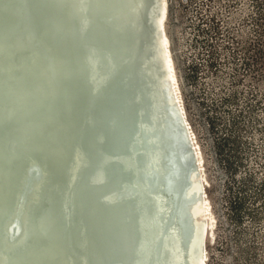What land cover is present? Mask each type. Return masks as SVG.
<instances>
[{"label": "bare ground", "instance_id": "bare-ground-1", "mask_svg": "<svg viewBox=\"0 0 264 264\" xmlns=\"http://www.w3.org/2000/svg\"><path fill=\"white\" fill-rule=\"evenodd\" d=\"M95 1L91 20L81 0H0V259L6 264H144L142 244L153 238L147 229L154 202L144 195L107 198L130 194L136 176L161 195L163 226L172 224L184 241L194 234L193 264H207L206 236L214 227L206 180L175 86L167 0H146L158 2L166 74L158 83L164 92L156 101V124L146 112L141 126L138 110L151 104L145 87L155 85L141 60L153 52V28L145 21L135 29L110 8L129 11L132 0ZM97 60L116 67L101 88ZM130 144L152 157L147 163L139 156L137 175L127 160H117L130 157ZM113 154L116 162L108 159ZM21 194L25 204L18 205ZM10 219L28 233L24 245L7 243ZM180 261L192 263L190 256Z\"/></svg>", "mask_w": 264, "mask_h": 264}, {"label": "rangeland", "instance_id": "rangeland-1", "mask_svg": "<svg viewBox=\"0 0 264 264\" xmlns=\"http://www.w3.org/2000/svg\"><path fill=\"white\" fill-rule=\"evenodd\" d=\"M165 28L207 184L206 262L264 264V0H167Z\"/></svg>", "mask_w": 264, "mask_h": 264}, {"label": "water", "instance_id": "water-1", "mask_svg": "<svg viewBox=\"0 0 264 264\" xmlns=\"http://www.w3.org/2000/svg\"><path fill=\"white\" fill-rule=\"evenodd\" d=\"M133 6L130 8L129 11L122 10L119 7H116L114 5H111L110 8L114 14L117 16H120L122 18H129L131 20L132 26L135 29L141 30L142 29V23L148 22L151 23V26L153 28V34H154V41L155 45L153 47V52L148 57L141 58L142 60V66L144 70L154 76L155 78V85L154 86H148L145 87L147 97L151 100V104L148 108H145L143 105L140 106L136 118L137 126H141L143 123V115L148 112L151 114V122L152 124H156L157 116L159 115V111L157 110V104L156 101L162 100V90L158 89V83L162 81L163 76L166 74V70L164 67V59L162 56L161 48L159 47V34H158V20H156V12L158 7V2L156 1L154 3H148L146 0H132ZM158 1V0H157ZM81 2L84 5V8H87L89 10L90 18L91 20L95 19V13H94V5H98V3L95 0H81ZM84 30H87L88 27H84ZM91 48L93 51H97V47L94 45H91ZM46 53L50 55V52L46 50ZM128 61L127 58L123 59L122 62L126 63ZM95 73L98 76L99 82H100V88L107 86V80L110 74L116 73V67L113 65V63L109 62L108 64H103L101 61L97 60L95 63ZM55 77V76H53ZM170 98V97H169ZM166 99V96H165ZM137 101H141V98H137ZM171 115L174 119V122L180 127L182 130V127L180 125V122L178 120V117L176 115V112L173 110L171 112ZM25 116L27 118H33V115L30 113H26ZM186 146V144H184ZM189 150V147H187ZM144 147H134L132 144L129 145V153L130 157H122L117 160H123L126 163L128 169H131L135 171V166L137 165V160L140 155H143L145 161L149 163L152 159L151 156H146L144 152ZM116 154L108 155V159L111 162H116ZM124 156V154L119 155ZM152 167V165H150ZM138 170L135 171V175H137ZM190 175H188L189 177ZM30 177V176H29ZM28 180V179H27ZM190 180V177H189ZM134 182L136 184L133 185V191L128 195H118L115 199L112 198L111 193L108 194V197L110 200H113L116 202L118 199L132 197V198H139V196H143L146 198V200L150 199L155 204V213L150 221V226L147 229L149 233H153V238L150 241H144L142 244L143 249L147 250V256L144 260V264H163L162 262H166L167 264H193L197 260H194L196 258H193L192 256L196 253V245L194 244L193 237L194 234L190 236L189 239L183 240L181 239L178 232L172 231V224H169V226H163L162 219H163V207L161 195L155 192L154 190H150L149 188L143 187V178L136 177ZM96 183H103L100 180H98ZM192 185L189 184L187 188H190ZM25 187V185H24ZM24 199V200H23ZM25 197L20 196L19 198V204L24 203ZM25 204V203H24ZM17 205V207H18ZM15 207V212L19 214L20 216L27 215L24 210L22 212H19V208ZM24 208V207H23ZM194 209V208H190ZM196 214L195 217H197V210H193ZM26 213V214H25ZM13 220V219H12ZM193 221V220H192ZM22 223L18 221H12L11 219L6 224V232L8 233V238H6L7 243H15V242H22L24 245L26 242V239L28 238V233L23 234L22 229L20 228ZM170 227H172L170 229ZM21 229V230H20ZM20 231V235L17 236V232ZM202 231V229H201ZM174 232V233H173ZM202 237V233L200 235ZM21 237L22 240H19ZM202 243V242H201ZM204 245V244H203ZM182 256H190V262L187 261H180V258ZM6 260L0 259V264H6ZM142 264V262L140 263Z\"/></svg>", "mask_w": 264, "mask_h": 264}]
</instances>
